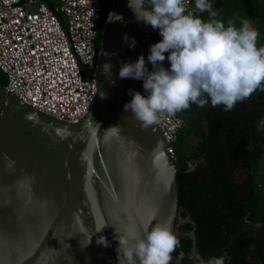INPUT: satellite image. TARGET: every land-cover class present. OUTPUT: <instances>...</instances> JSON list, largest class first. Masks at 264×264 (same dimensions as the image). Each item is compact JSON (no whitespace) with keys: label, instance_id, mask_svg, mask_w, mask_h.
<instances>
[{"label":"water","instance_id":"1","mask_svg":"<svg viewBox=\"0 0 264 264\" xmlns=\"http://www.w3.org/2000/svg\"><path fill=\"white\" fill-rule=\"evenodd\" d=\"M110 13L123 20L108 16L94 103L77 121L33 107L0 84V264H118V233L143 236L166 220L174 230L175 158L157 124L144 128L124 110L138 80L118 77L120 62L141 55L151 26L136 20L128 0H115ZM105 62L111 77L101 72ZM117 124L118 133L107 130ZM100 236L108 247L97 244Z\"/></svg>","mask_w":264,"mask_h":264},{"label":"clouds","instance_id":"2","mask_svg":"<svg viewBox=\"0 0 264 264\" xmlns=\"http://www.w3.org/2000/svg\"><path fill=\"white\" fill-rule=\"evenodd\" d=\"M128 7L137 21L158 30L162 37L150 45L147 60L151 71L143 54L135 62H120L118 71L121 79L143 81L146 94L129 89L132 99L124 110H130L144 128L159 123V114L175 115L191 104L203 108L210 101L212 107L223 105L224 111H231L257 90L264 91V46L258 47L260 34L250 20L241 18L239 25L232 19L225 23L218 18L220 12L210 0H195L194 8L187 7L185 0H128ZM205 12L207 19L200 16ZM109 15L111 20H123L121 15ZM129 39V46L134 47L135 39L124 37L126 42ZM165 53H168V68L163 65ZM112 68L111 63L105 62L101 72L111 77ZM107 130L116 134L119 124ZM257 131H264V118L257 122ZM170 225V220L156 223L145 228L143 236L134 230L118 233V264H171L180 241ZM96 242L109 246L104 236ZM183 258L181 251L176 264ZM226 258L230 259L227 252L206 262L202 260L201 264H225Z\"/></svg>","mask_w":264,"mask_h":264},{"label":"built area","instance_id":"3","mask_svg":"<svg viewBox=\"0 0 264 264\" xmlns=\"http://www.w3.org/2000/svg\"><path fill=\"white\" fill-rule=\"evenodd\" d=\"M0 0V70L8 82L4 88L25 103L66 121H77L91 108L96 95V73L107 17L105 6L115 0ZM193 8L192 0H185ZM57 12L67 17L64 24ZM100 39L99 45L97 40ZM150 28L140 54L147 60L150 45L160 41ZM165 68L170 65L163 62ZM143 81L136 91L145 95ZM184 124L176 113L159 114V127L175 158L173 141Z\"/></svg>","mask_w":264,"mask_h":264},{"label":"trees","instance_id":"4","mask_svg":"<svg viewBox=\"0 0 264 264\" xmlns=\"http://www.w3.org/2000/svg\"><path fill=\"white\" fill-rule=\"evenodd\" d=\"M53 5L50 0H45ZM249 19H259L264 26V0H240ZM194 0L192 6L194 8ZM104 11V20L110 10ZM208 14L200 13V16ZM100 39L97 40L99 45ZM196 118L203 123L200 138L192 158L205 160L201 167L188 169L186 162L177 165L178 211L189 218L184 227L193 231V238L179 237L180 246L173 253L175 260L183 251V263L192 248L203 261L227 252L225 264H264V202L253 188L254 166L262 154L260 146L248 149L242 159H232V144L226 138L250 142L251 130L243 120L249 109L264 115V91L257 90L248 99L238 102L231 111L224 106L201 108L193 104ZM247 131L244 134V131ZM179 134V133H178ZM178 137V135H177ZM242 170L246 178L241 187L248 189V198L242 201L233 183V173ZM256 226V227H255ZM257 244L258 259L251 256L250 246Z\"/></svg>","mask_w":264,"mask_h":264},{"label":"rangeland","instance_id":"5","mask_svg":"<svg viewBox=\"0 0 264 264\" xmlns=\"http://www.w3.org/2000/svg\"><path fill=\"white\" fill-rule=\"evenodd\" d=\"M50 2L53 4L52 6L59 4L57 0H50ZM210 2L213 4L214 9L220 12V16L218 18L225 21V23L228 19H232L237 23V25H239V20L241 18L250 20L253 26L258 29L260 34L257 41L258 47L264 46V26L259 19H249L246 17L240 0H210ZM108 7L109 4H106L105 10ZM57 16L64 24H66L67 17L63 13L57 12ZM207 17L208 14H206L203 19H207ZM7 82V74L0 70V84L5 86ZM178 114L183 118L184 124L179 131L178 137H176L172 143L175 151L176 165L181 166L184 162H186L188 169H193L199 166L202 171H205V160L200 156L198 158H192L195 146L200 138V130L204 127L203 123L196 118L193 104H191L188 109L178 112ZM242 118L249 124L251 130L250 142L245 141V139L234 140L232 138H226V140L232 144V159L234 161L244 158L248 149L253 146H260L262 148V154L254 166L253 188L260 201L264 202V131H257V122L264 118V115H259L255 111L247 109L244 111ZM246 132L247 131L245 130L244 134ZM245 178L246 175L242 170H238L233 173V183L242 201L247 200L249 193L248 189L241 187V182ZM187 222H189V218L187 216H183L181 211H178L173 230L177 238H193V231L184 227ZM249 249H251L252 252L251 256L258 259L259 254L257 244L253 243ZM202 260L203 259L196 252L195 248H192L185 261L179 264H201Z\"/></svg>","mask_w":264,"mask_h":264},{"label":"crops","instance_id":"6","mask_svg":"<svg viewBox=\"0 0 264 264\" xmlns=\"http://www.w3.org/2000/svg\"><path fill=\"white\" fill-rule=\"evenodd\" d=\"M167 55L168 53H165L166 61H167ZM167 64L170 65L168 61H167Z\"/></svg>","mask_w":264,"mask_h":264},{"label":"bare ground","instance_id":"7","mask_svg":"<svg viewBox=\"0 0 264 264\" xmlns=\"http://www.w3.org/2000/svg\"><path fill=\"white\" fill-rule=\"evenodd\" d=\"M94 103V102H93ZM93 105V104H92ZM92 107V106H91ZM90 110V109H89Z\"/></svg>","mask_w":264,"mask_h":264}]
</instances>
